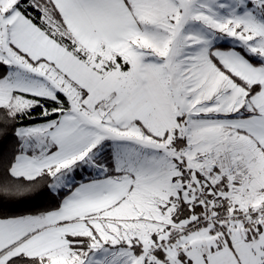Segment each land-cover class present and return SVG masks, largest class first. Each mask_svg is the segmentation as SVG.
<instances>
[{
  "label": "snow or ice",
  "instance_id": "obj_1",
  "mask_svg": "<svg viewBox=\"0 0 264 264\" xmlns=\"http://www.w3.org/2000/svg\"><path fill=\"white\" fill-rule=\"evenodd\" d=\"M0 264H264V0H0Z\"/></svg>",
  "mask_w": 264,
  "mask_h": 264
}]
</instances>
